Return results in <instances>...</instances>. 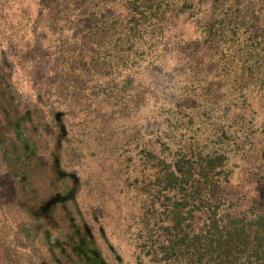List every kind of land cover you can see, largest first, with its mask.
Here are the masks:
<instances>
[{
	"label": "rangeland",
	"instance_id": "374dc122",
	"mask_svg": "<svg viewBox=\"0 0 264 264\" xmlns=\"http://www.w3.org/2000/svg\"><path fill=\"white\" fill-rule=\"evenodd\" d=\"M0 264H264V0H0Z\"/></svg>",
	"mask_w": 264,
	"mask_h": 264
}]
</instances>
